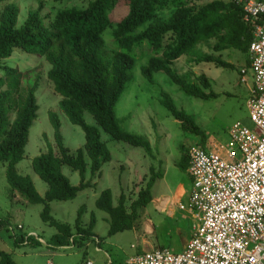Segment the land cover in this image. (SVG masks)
Wrapping results in <instances>:
<instances>
[{"label": "trees", "instance_id": "obj_1", "mask_svg": "<svg viewBox=\"0 0 264 264\" xmlns=\"http://www.w3.org/2000/svg\"><path fill=\"white\" fill-rule=\"evenodd\" d=\"M36 1L39 7L29 11L19 25L16 4H8L0 12V69L3 71L0 74V161L6 162L5 178L11 189L30 203L42 204L41 219L56 228L53 245L64 247L94 236V215L85 225L81 221L80 207L73 224L61 222L51 214L50 201L73 199L78 191L95 185V182L91 183L92 179L101 175L102 163L110 159V151L100 139V129L115 140L142 146L151 152L148 139L123 128L114 109L131 80L136 48L145 42L151 48L152 54L141 66V73L148 81L154 82V72L164 71L188 95L208 99L216 95L208 77L200 74L199 83L193 82L188 74L179 73L171 64L182 55H191L195 56L191 58L196 62L231 67L232 64L220 57L196 52L198 44L211 40L214 41L210 45L214 52L238 50L246 56L245 61L249 64L248 48L253 39V26L242 20V8L233 0H212L201 4V0H128L127 13L115 23L109 16L114 0H88L83 6H62L49 16L48 22L40 13L46 0ZM168 9L171 12L167 16L159 14ZM107 28H110L115 43L112 53L104 49L103 33ZM15 48L41 56L48 62L46 76L60 96V110L84 132L83 146L71 152L64 145L56 112L49 111L57 151L48 144L47 151L32 159L34 172L47 185L44 195L37 191L29 175L20 174L16 169V164L25 157L29 127L36 117L38 103L36 82L23 86L21 71L1 63L12 55ZM160 102L181 121L183 128L199 135L200 142L205 143L204 132L189 113L177 107L167 91L162 90ZM11 112L14 113L13 119H10ZM84 112L91 114L96 125L86 122ZM188 150L178 162L183 171L188 168ZM86 158L91 172L88 180ZM63 164L79 172L81 181L78 185H73L63 174ZM150 173L137 198L130 204H127L124 193L114 204L110 188L99 192L95 205L107 214L108 235L135 225L139 209L149 202L152 183L159 176L153 166ZM7 230L15 245L39 243L33 233L29 231L32 235L27 234L25 228L8 224ZM0 264L17 263L9 252L0 250Z\"/></svg>", "mask_w": 264, "mask_h": 264}, {"label": "rangeland", "instance_id": "obj_2", "mask_svg": "<svg viewBox=\"0 0 264 264\" xmlns=\"http://www.w3.org/2000/svg\"><path fill=\"white\" fill-rule=\"evenodd\" d=\"M88 0H68L55 1L46 0L44 7L40 11L45 22L49 16L62 6L75 4L83 6ZM212 0H201L205 3ZM14 3L19 8L18 25L26 18L29 11L36 10L39 2L36 0H3L0 2V12L8 4ZM128 11V0H114L109 9V16L113 23L122 18ZM170 9L159 12L162 16H167ZM105 45L104 49L112 53L115 43L110 28L103 33ZM213 40L209 43L197 45V53L213 54L222 58L231 67H218L214 62H196L189 55H182L179 60L171 64L181 74H188L189 78L199 83L198 76L204 74L211 81V89L216 93L214 97L204 99L194 97L185 93L178 85L173 83L164 71L153 73L154 82L148 81L141 73V66L144 65L148 56L152 54L151 48L145 42L136 48V62L130 70L131 80L115 104V114L121 122L123 128L128 131L139 133L145 136L150 143L151 152L142 146H132L127 142L115 140L109 134L100 129V139L107 145L110 151V159L101 165V175L92 179L95 185L78 191L77 195L70 200L50 201V211L53 217L61 222L73 224L79 208L82 207L81 221L89 224L92 215L97 220L93 226V231L97 224L100 232L104 233V240L123 243L124 248L129 247V240L133 232L132 229L116 232L108 235V222L102 220L101 216L106 212L97 208L95 199L99 192L105 188L112 191V201L118 202L121 192H128L130 196L136 195L149 177L150 167L159 170V166L164 165L165 160L169 164L175 158H180L186 151L195 144L204 145L209 142L215 148L219 147L228 136V129L235 121H241L247 125L252 123L249 120V105L247 103L250 89L251 76L246 74V83L241 80L240 69L247 64L245 55L238 50L226 49L214 52L211 49ZM196 55V53H195ZM3 64L15 67L22 73V85L26 86L36 82L35 95L38 109L36 117L29 127L28 140L25 145V157L16 164V169L20 174L29 175L37 189L44 195L47 185L34 172L32 159L34 156L45 152L48 144H52L54 150V131L49 119V111L56 112L60 120V131L63 135V142L71 152H75L84 144V132L80 126L69 121L67 116L60 110L58 102L60 96L54 91L53 85L47 79L48 62L36 54H28L19 48H15L12 55L3 59ZM3 71L0 69V74ZM162 90L167 91L173 98L177 107L189 113L194 122L205 134V143L200 142L199 135H193L183 128L180 120L173 117L169 111L161 104L160 98ZM208 91V90H207ZM14 113H10L13 119ZM87 123L96 125L95 120L88 112H84ZM57 151V150H56ZM87 160L86 179L91 178L89 170V159ZM6 162L0 161V250L9 252L17 264H83L85 259L99 260V255L94 251V241L89 238L84 242H73L75 247L68 248L55 247L52 243V236L56 228L41 219L40 212L42 204L30 203L18 192L11 189L5 178ZM148 170L144 174V170ZM62 172L73 185H78L81 177L78 171L63 164ZM161 170V169H160ZM143 177L141 181L140 177ZM145 181V182H144ZM128 204L130 200L126 201ZM21 223L28 235L33 233L39 241L37 244L15 245L8 224L15 227ZM136 225V222H135ZM7 227V228H6ZM94 236L96 234L94 232ZM43 237V238H42ZM94 237V238H95ZM93 238V237H92ZM85 248H79L84 246ZM79 246V247H77ZM104 246L105 242H104ZM113 255L121 252L117 247H110ZM103 262L106 264L108 258L104 256ZM112 258V255L110 256ZM110 258V259H111ZM91 262H89L90 264ZM115 264V262H113ZM97 264V263H96Z\"/></svg>", "mask_w": 264, "mask_h": 264}, {"label": "built area", "instance_id": "obj_3", "mask_svg": "<svg viewBox=\"0 0 264 264\" xmlns=\"http://www.w3.org/2000/svg\"><path fill=\"white\" fill-rule=\"evenodd\" d=\"M233 1L253 26L249 67L240 71L242 79L248 71L253 79L247 101L252 124L232 123L217 148L209 142L189 148L187 208L195 222L184 249L135 253L128 264H264V1Z\"/></svg>", "mask_w": 264, "mask_h": 264}, {"label": "crops", "instance_id": "obj_4", "mask_svg": "<svg viewBox=\"0 0 264 264\" xmlns=\"http://www.w3.org/2000/svg\"><path fill=\"white\" fill-rule=\"evenodd\" d=\"M248 65L245 68L249 67ZM248 73L251 76V85H253L251 72L248 71L246 74ZM241 80L246 83V75ZM180 159L181 157L175 158L171 164H169V160H165L164 165L159 166V170L155 171L159 176L152 183L149 202L139 209L136 225L131 228L133 232L129 240V247L124 248L121 242L110 239L104 240L105 234L99 231L101 228L97 227L96 224L94 229L96 237L93 236L91 241L95 243L94 251L99 255V260L97 258L94 260L85 259L83 264L88 262H91L90 264H102L103 257L101 252L108 258L106 264H114L113 262L115 264H128V257L135 253L150 251L154 248H169L173 252H180L184 249L191 237L195 215L193 211L187 208L192 180L187 169L183 171L178 167ZM144 171V174L148 172L146 168ZM142 178L141 176V181H143ZM140 184L145 185L144 183ZM121 193L125 194L126 201L130 200V203L136 198V195L130 196L128 192ZM180 205H184L185 208H180ZM101 219L107 220V214H103ZM95 222L97 223V220L94 219V224ZM104 242L106 246H104ZM111 245L117 247L121 252H116V256L113 255L110 249ZM71 246L75 247L76 245L72 243L60 248ZM79 248H85V245ZM111 255L112 258L110 257ZM50 263L52 262L50 261Z\"/></svg>", "mask_w": 264, "mask_h": 264}, {"label": "clouds", "instance_id": "obj_5", "mask_svg": "<svg viewBox=\"0 0 264 264\" xmlns=\"http://www.w3.org/2000/svg\"><path fill=\"white\" fill-rule=\"evenodd\" d=\"M240 70H241V69H240ZM240 73H241V72H240ZM140 189H141V188H140ZM140 189H139V190H140ZM139 190H138V191H139ZM16 225H17L18 228H21V229L24 228V226H23L22 224H16ZM50 264H51V263H50ZM87 264H89V263H87Z\"/></svg>", "mask_w": 264, "mask_h": 264}]
</instances>
